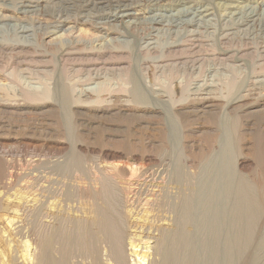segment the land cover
<instances>
[{
    "label": "rangeland",
    "instance_id": "374dc122",
    "mask_svg": "<svg viewBox=\"0 0 264 264\" xmlns=\"http://www.w3.org/2000/svg\"><path fill=\"white\" fill-rule=\"evenodd\" d=\"M22 1L0 0V9L17 13ZM62 1L28 0L39 2L22 16L29 36H3L0 264H36L42 218L77 215L58 190L64 183L85 188L87 174L100 177L104 165L127 164V176L116 170L107 179L111 198L130 212L154 188L150 178L163 161L202 173L215 158L249 196L250 230L239 264H264V87L236 102L247 83L264 78V15L248 27L249 18L239 23L223 14L232 0H136L134 12L144 16L191 4L213 13L195 32L168 25L156 32L136 29L128 18L111 21V7L94 16L82 0ZM63 19L87 39L58 42ZM100 35L103 45L92 43ZM152 38L154 47L147 45ZM199 84L213 85L215 98L202 101L193 90ZM85 88L92 89L84 95ZM73 200L77 208L89 204L87 196Z\"/></svg>",
    "mask_w": 264,
    "mask_h": 264
},
{
    "label": "bare ground",
    "instance_id": "6f19581e",
    "mask_svg": "<svg viewBox=\"0 0 264 264\" xmlns=\"http://www.w3.org/2000/svg\"><path fill=\"white\" fill-rule=\"evenodd\" d=\"M82 1L86 11L95 9L94 16L98 15L96 12H104L102 10L111 7L113 12H108L111 21L128 18L136 29L149 28L156 32L165 25L177 30L194 27L191 31L195 32L196 28L207 25L212 19L206 18L213 14L207 7L191 4L169 15L155 13L144 16L134 12L136 0ZM232 1L228 5L230 10L223 13L228 20L240 23L245 16L250 19L249 27L264 15V0H256L254 6L245 5L242 0ZM26 2L28 0L18 2L17 13L0 9V49L7 48L3 36L9 32L14 37L29 36L32 28L22 24V16L38 10L39 2ZM5 8L13 10L10 5ZM61 21L58 28L64 32L55 37L58 42L68 44L87 39L86 33L76 23L67 22V19ZM247 31L252 30L247 28ZM8 39L14 38L8 36ZM104 39L102 35L95 36L92 43L102 46ZM155 43L152 38L147 45L154 47ZM261 87H264V78L257 77L243 87L236 102H245L249 93ZM91 89L85 88L81 92L86 95ZM193 90L200 94L202 101L210 102L212 97L215 98L212 96L213 85L199 84ZM212 106L214 103L211 102L204 108ZM190 161V167H195V160ZM209 165L202 173L191 170L188 173L178 160L171 165L163 161L157 176L151 175L154 188L142 202H136L130 212L125 209L126 203L122 205L119 200L111 198L113 190L108 181L116 170L127 176L126 171L131 170L127 164L104 165V173L100 177L87 174L85 188L71 182L64 183L58 190L72 201L73 208L69 210L77 215L56 213L50 220L42 218L36 264H239L250 230L249 196L244 190L236 189L223 159L215 158ZM132 171L128 175L130 181L133 180ZM82 196H87L89 201L84 209L73 204L77 203L73 199ZM44 206L41 205V210ZM50 247L53 248L50 250Z\"/></svg>",
    "mask_w": 264,
    "mask_h": 264
}]
</instances>
